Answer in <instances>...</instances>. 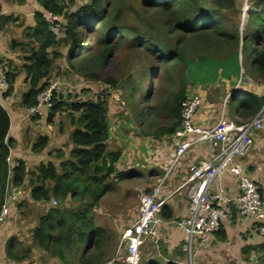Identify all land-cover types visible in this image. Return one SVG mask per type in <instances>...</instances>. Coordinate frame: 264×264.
<instances>
[{"label":"trees","instance_id":"1","mask_svg":"<svg viewBox=\"0 0 264 264\" xmlns=\"http://www.w3.org/2000/svg\"><path fill=\"white\" fill-rule=\"evenodd\" d=\"M37 2L44 12L59 16L60 33L55 35L50 30L43 12L34 13L35 24L29 35L35 45L29 49L22 65L28 84V89L21 96L20 106L23 108L34 106L37 95L49 86L47 81L54 62L61 57L60 52L54 49L61 45L67 48L66 61L71 71L81 73L83 67L88 71L97 66L85 73L87 77L105 84H115L113 76L102 77L96 71L112 59L118 48L116 41L124 36L130 38V46H134L138 53L149 57L152 66L145 75L153 80L159 74L158 67L167 70L170 64L176 66L181 60L184 62L183 49L193 40L202 50L214 49V56L218 59L227 58L240 49L242 64L264 83V0H250L253 6L247 9L241 33L238 24L231 27L225 24L227 13L237 8V0H141L143 9L147 7L148 10H135L138 25L127 23L123 8L119 6L115 9L113 0H87L80 5L75 4L76 0ZM0 18L8 21L11 16ZM93 47L98 48V53L95 59L90 58L88 62L83 56L90 53L89 48ZM201 58L203 56H199ZM4 71L8 88L0 94L1 98L11 96L15 84V75ZM140 92L143 97L148 91L141 89ZM186 93V83H183L165 107L170 124L160 129L163 135H171L178 127L181 103L187 97ZM243 93L244 97L235 107L238 92L232 91L228 106L238 114L254 116L264 103V95L258 90ZM64 105L70 110L73 127L69 137V157L61 160L59 165L52 161L39 163L30 172L31 179L28 181V196L33 201H48L53 197L60 201L58 207H62L49 208L42 214L32 230L31 238L39 248L64 264L68 257L78 254L83 264H94L103 255V247L109 237L105 230L95 225L94 208L111 189L113 181H121L131 176L132 172L117 170L115 164L121 152L108 149L110 124L108 104L104 98L97 96L95 99L66 102L53 91L51 107L47 111L48 121ZM151 111L149 105L140 106L135 115L139 126L145 123V117ZM9 124L8 113L0 103V208L7 180L10 179L16 186L26 187L25 178L29 173L22 159H17L12 167L7 161L16 142L8 137ZM48 142L47 135L38 136L32 150L42 151ZM67 197L79 203L75 209L68 210L64 206ZM165 217L171 218V215L166 214ZM216 236L220 240L225 239L223 228ZM15 243L14 236L8 239V258H15ZM250 250L264 252V242L242 247L244 254Z\"/></svg>","mask_w":264,"mask_h":264},{"label":"rangeland","instance_id":"2","mask_svg":"<svg viewBox=\"0 0 264 264\" xmlns=\"http://www.w3.org/2000/svg\"><path fill=\"white\" fill-rule=\"evenodd\" d=\"M65 1L67 2L68 0ZM86 1L87 0H76L75 4L80 5ZM113 3L115 9L119 6L123 8L124 20L129 24L134 23L138 25L136 22L135 10L138 12L148 10L147 7L143 9L144 6L141 0H113ZM244 3L245 0H237L236 6L238 10L236 8L234 12L227 13V22H225L228 27H231L233 24H238L240 33L244 28V26H242V29H240L241 23L244 21L241 11ZM251 6L253 5L251 4ZM15 20L16 17L14 18L12 16L9 21ZM17 22L18 23L12 22L9 26L10 29L13 30L12 42L15 48H11L7 57H4V60L0 63V66L4 70L12 72L15 75V82L17 78H19L16 82L17 84L14 86L15 90H13L11 95L14 98L11 106L15 107L20 106V97L24 93V89L28 88L22 65L25 62V57L29 54V49L35 45L29 35L31 27L26 25L28 24L26 23V17H23L22 20L17 18ZM129 40L130 38L128 36L119 38L116 41L118 48L116 53L112 56V59L105 66H102L96 71L100 76L102 75V77L113 76V78L116 79L115 84H105L101 80L87 77L85 73L96 69L97 66L88 71H86V67H83L81 73H74L71 71L66 61L67 48L62 45L60 48L56 47L54 49L60 52L61 57L55 60L47 82L49 84L53 82L56 83L54 92L66 102L95 99L97 96L104 98L108 104L110 130L112 133L116 132L117 140L120 142L126 140V143H128V141H135L141 138L146 139V137H149V142L151 139H161L166 143L169 142L168 136L160 132L161 128L170 124V119H168L165 107L168 106L169 102L172 100L173 94L178 91L180 85L183 83H186L187 95L192 93L201 94L202 97H204V103H215L220 109L222 108L223 101L227 99L224 112L228 119L243 122L252 117L245 114H238L228 106L230 92L236 88V83L239 78L243 77L244 83L241 84V89H236L238 94L236 96L235 107L238 106L239 101L244 97V91L257 90L260 86L256 74L248 72L247 67L242 64L240 49L238 52L230 54L227 58L218 59V57L214 56L216 53H214V49L202 50L193 40L189 41L183 49L184 62L181 60L176 66L170 64L167 70L162 66L158 67L159 74L153 80L149 78L147 74L145 75L146 71L152 66L149 57L138 53L134 46H130ZM89 51L90 53L84 55L83 58L85 60H89L90 58L91 60L95 59L98 48H89ZM199 56H203V58L199 59ZM240 75H242V77H240ZM24 84H26L25 87ZM141 89L148 91L143 97H141L143 94L140 92ZM140 101H143V103ZM0 103L3 106L1 99ZM147 105L151 106L153 111L149 112L145 117V123L139 126L135 118L136 111H138L140 106L145 107ZM69 113L70 110L68 106L64 105L62 110L57 112L51 121H48L47 117L49 112H46L42 118L34 117L31 120L32 124H29L27 130L24 131V135L19 142V156L25 160L29 171L25 178L26 189H28V181L31 179L30 172L33 171L39 163L52 161L55 165H59L61 160L69 157V137L73 129ZM42 135H47L52 145L50 146L48 142L47 146L42 151H33L32 144L38 136ZM111 142L112 146H114L116 139L112 137ZM143 150L145 151L146 147H144ZM11 158L13 160V156ZM16 160L17 159L13 161ZM140 168L142 167L140 166ZM142 171L144 173L143 178H146L148 170ZM165 181L166 179L163 183ZM142 182L143 179H140L139 175L135 172L121 181H113L112 183H114V185H112L110 191H108L107 196H104L103 201H101L102 203H99V205L104 204V206L108 208L107 212H111L112 215L116 214L120 209H123L125 213L126 209L129 210L127 213L128 221H125L126 225L124 228L130 226L134 220V215L136 213L135 209L138 206V191L141 189L145 190V188H141L143 186H139ZM48 184L50 185V183ZM25 195H27V193ZM28 200L29 196L19 201L21 208L19 206L16 213V224L20 227L18 237H16L17 243L20 245L25 242L28 249L34 247L44 252V250L32 242V230L37 225L39 217L49 208L58 207L60 201L51 197L48 201H42L40 206L33 207L29 206ZM52 200L56 201V205L52 204ZM83 201H86V199ZM117 201H120L121 204L118 205L116 203ZM78 204V202L71 201L68 197L64 202V206L68 210L75 209ZM81 204H83V202H81ZM61 207L62 206L58 208ZM94 214H97V221L94 218V222L105 228V232L109 235L108 243L110 244V241L115 239L116 234L114 222L110 218H107L106 215L96 213V210L93 212V216ZM31 224H34L33 228L30 227ZM18 239H22V241H18ZM150 250L152 252L153 247L152 244L148 242L140 248V264H144L142 260L143 255H146L145 253ZM154 250L157 251L156 248ZM24 252L25 251L21 249L16 253L25 254ZM26 253L31 256L30 251ZM45 256L50 258L47 253H45ZM243 256L246 258V255L243 254ZM262 257L263 256L259 258V264H264V258L262 259ZM102 258L103 256L98 260L99 264L105 260ZM77 259L78 256H74L71 259V264H75V260Z\"/></svg>","mask_w":264,"mask_h":264},{"label":"crops","instance_id":"3","mask_svg":"<svg viewBox=\"0 0 264 264\" xmlns=\"http://www.w3.org/2000/svg\"><path fill=\"white\" fill-rule=\"evenodd\" d=\"M0 9V16L12 15L14 18L16 17L15 21H5L0 18V61H2L4 60V57H7L11 48H15L14 43L12 42L13 30L9 27L11 23H18L17 18L22 20L23 17H26V23H28L26 25L33 27L35 24L33 16L34 13L36 11H44L38 4L37 0H0ZM18 79L19 78H17V81ZM16 82L14 86L17 84ZM25 86L26 84H24V87ZM27 89L28 88H25L24 92ZM257 90L264 95V83L260 82V86ZM13 100V96L1 98L3 107L7 111L10 121L8 137L16 140V147L10 150V158L13 156V160L22 159L25 161L19 156V142L24 135V131L27 130L28 125H31L32 123L31 120H22V117L26 113L27 109L21 106H11ZM20 102L21 97L19 105ZM218 107L215 103H204L203 100L200 109L196 114V123L203 127L213 124L220 115L221 109ZM112 137L116 139V145L114 144V146H112L111 142ZM168 141L169 142L166 143L161 139H151L149 142V137H146V139H136L135 141H128V143H126V140L120 142L117 140L116 132L112 133L110 130L107 144L108 149H116L121 152L120 158L115 164L117 170L131 171L132 174H134V172L137 173L140 179H143V182L139 186H143L141 188H145V191L151 192L157 185L158 181L163 178L164 174H166V170L169 169L170 164L172 163L175 142L170 136H168ZM49 145H52L51 141H49ZM144 147H146L145 151L143 150ZM210 153L211 149L207 144H200L192 147L180 159V161L174 165L169 174L166 176V181L162 183L160 189V199L164 201L162 211L165 213H160V222L156 226V237L153 239L148 238L145 241V243L148 242L152 244L153 250L152 252L150 250L145 253L146 255H143V263L246 264L252 257H257L258 261L261 256H263L262 259L264 258V252L257 253L252 250H250L248 254H244L242 252L243 246L264 242V238L259 237L250 230V220L247 218H241L237 216V214L235 219H231L230 216L224 220L222 224L223 231L225 232L224 240H220L215 235L209 242L199 244L195 241L192 243L191 247H189L184 241L183 234H181V232L171 223L172 220L179 218L186 213L187 198L183 183L188 176V165L194 161L208 158ZM242 163L244 164L245 170L249 176L258 182L264 199V130L257 132L254 135L253 145L249 149L247 155L243 158ZM140 166L142 168H140ZM142 170H148L146 178H143L144 173ZM112 185H114V183ZM218 186L222 187L227 194L231 196H235L238 192L235 178L229 175H225L220 179H217L213 184V190H215ZM24 190L27 195L24 194L25 196L23 195L22 197H19L16 204H10L9 217L0 227V264H64V262L51 256L45 250L43 252L34 247L28 249L25 242L20 245L17 243L16 237H18L20 227L16 224V213L18 207L20 206L21 208L19 203L20 199L29 195L26 187H24ZM107 193L104 196H107ZM104 196L101 197L99 203L103 201ZM28 202L29 206L33 207L40 206V204H42V201L35 202L30 197ZM99 203L96 206L97 208H94V212L96 210V213L106 215L107 218H110L114 222V228L116 229L115 239L110 241V244L107 242L103 247L104 251L102 259L106 260L115 254H119V256L123 254V244L121 245L122 234L123 231L129 227L124 228L126 225L125 221H128L127 213L129 210L126 209L125 213L123 209H120L116 214L112 215L111 212H107L108 208L104 206V204L99 205ZM116 203L118 205L121 204L120 201H117ZM135 212L137 213V207ZM136 213L134 215V220L136 218ZM166 214L171 215V218L165 217ZM96 216L97 214H94L93 219L95 218L97 221ZM33 225L34 224H31L30 227L33 228ZM95 225L105 230L102 225H98L97 223H95ZM13 236L16 238V243L14 244L15 258L11 259L6 255V245L8 239ZM18 241H22V239H18ZM155 248L157 251L154 250ZM21 249L25 251V254L16 253ZM28 251L31 252V256L26 253ZM45 253H47L50 258H48V256L46 257ZM243 254L246 255V258H244ZM76 256H78V259L75 260V264H83L80 261V255L78 254ZM72 258L73 257H68L65 264H71ZM117 262V264H123V257L122 261L118 260ZM94 264H99V262Z\"/></svg>","mask_w":264,"mask_h":264},{"label":"built area","instance_id":"4","mask_svg":"<svg viewBox=\"0 0 264 264\" xmlns=\"http://www.w3.org/2000/svg\"><path fill=\"white\" fill-rule=\"evenodd\" d=\"M245 0L241 8L243 18L250 7V0ZM50 30L60 33V18L51 12H43ZM241 27V26H240ZM242 77V75H240ZM243 78V77H242ZM239 78L236 89H240L244 78ZM246 78V77H245ZM56 83L49 84L36 97V104L27 109L22 120L30 121L34 117L42 118L51 107V98ZM8 88L6 72L0 66V94ZM234 89L232 91H234ZM230 92V94L232 93ZM227 98V97H226ZM223 101L218 119L211 125L203 127L196 123V114L203 102L201 94H188L181 103L179 125L169 135L175 142L172 163L163 178L151 192L144 189L138 191V206L134 222L123 231V254H115L102 264H140V248L148 238L157 235L156 226L160 222V213L164 201L160 199V189L166 176L180 159L194 146L207 144L211 153L208 158L200 159L188 165V176L183 187L187 198L186 213L171 223L183 234L184 241L191 247L193 242L205 244L215 236L224 220L231 216L230 205H234L237 216L250 220V230L264 238V199L260 194L257 181L246 172L243 158L253 145L254 135L264 130V103L260 110L246 121H235L225 116ZM9 165L15 163L7 157ZM235 178L238 192L228 195L222 187L213 190V184L222 176ZM25 194L23 186H16L8 179L5 184L4 200L0 208V227L9 217V207L16 204L19 197ZM56 205V201H51ZM246 264H259L258 258H250Z\"/></svg>","mask_w":264,"mask_h":264},{"label":"water","instance_id":"5","mask_svg":"<svg viewBox=\"0 0 264 264\" xmlns=\"http://www.w3.org/2000/svg\"><path fill=\"white\" fill-rule=\"evenodd\" d=\"M245 19H246V15L244 16V21H245ZM244 21L241 23L240 29H242V26H244ZM229 209H230L231 219H235L236 218L235 206L234 205H230Z\"/></svg>","mask_w":264,"mask_h":264}]
</instances>
